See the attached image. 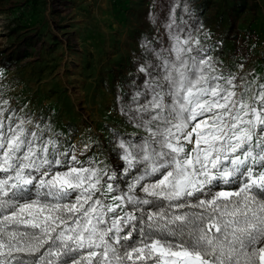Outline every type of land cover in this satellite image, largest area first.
<instances>
[{"label":"snow or ice","instance_id":"snow-or-ice-1","mask_svg":"<svg viewBox=\"0 0 264 264\" xmlns=\"http://www.w3.org/2000/svg\"><path fill=\"white\" fill-rule=\"evenodd\" d=\"M171 40L121 109L144 134H117L115 170L0 107V264H264V83Z\"/></svg>","mask_w":264,"mask_h":264},{"label":"rangeland","instance_id":"rangeland-1","mask_svg":"<svg viewBox=\"0 0 264 264\" xmlns=\"http://www.w3.org/2000/svg\"><path fill=\"white\" fill-rule=\"evenodd\" d=\"M193 1L208 5L194 37L217 71L264 83V0ZM151 7L150 0H0L5 115L39 124L79 160L122 166L117 134L144 133L118 112L117 93L131 61L149 56L140 43L155 29Z\"/></svg>","mask_w":264,"mask_h":264},{"label":"trees","instance_id":"trees-1","mask_svg":"<svg viewBox=\"0 0 264 264\" xmlns=\"http://www.w3.org/2000/svg\"><path fill=\"white\" fill-rule=\"evenodd\" d=\"M152 3L151 9H149V17L151 22L154 24L153 34L145 35L142 39L140 47L143 51L149 52L144 60L138 58L132 60L131 72L123 77L121 82V90L117 93L118 95V112L125 116V120L128 124V116L121 111L122 108L127 110L128 106L132 104V97L138 90H143L145 74L139 71V68L146 62L156 63V57L153 55L152 50L157 51L169 49L172 46L173 41L171 35L180 33L182 36L191 32L194 36L200 31L204 21V13L207 10L208 5L205 2L199 4L193 0H150ZM174 19V23H173ZM168 24H172V28L167 27ZM206 52V50H205ZM204 52V55H205ZM167 55V52H164ZM70 124V123H69ZM67 125L62 124L61 128L66 129ZM62 129V130H63ZM67 132V131H65ZM120 138L133 140L139 138L130 134H119ZM66 151V149H61ZM90 161V157H85L80 160L82 165L87 166ZM99 164V163H98ZM100 165V164H99ZM110 170V169H108ZM118 179H121L120 174H117ZM107 179V178H105ZM125 185L121 183L120 187L123 188ZM34 194V193H33ZM142 195V193H139Z\"/></svg>","mask_w":264,"mask_h":264}]
</instances>
